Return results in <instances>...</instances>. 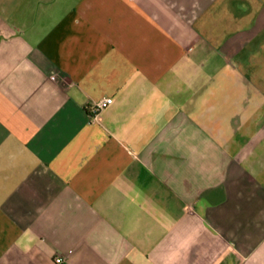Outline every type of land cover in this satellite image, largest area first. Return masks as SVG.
Here are the masks:
<instances>
[{"label":"crops","instance_id":"0c3cea01","mask_svg":"<svg viewBox=\"0 0 264 264\" xmlns=\"http://www.w3.org/2000/svg\"><path fill=\"white\" fill-rule=\"evenodd\" d=\"M57 256L264 264V0H0V264Z\"/></svg>","mask_w":264,"mask_h":264},{"label":"built area","instance_id":"2783aa9c","mask_svg":"<svg viewBox=\"0 0 264 264\" xmlns=\"http://www.w3.org/2000/svg\"><path fill=\"white\" fill-rule=\"evenodd\" d=\"M111 103V99L107 98L103 101L95 103L93 106H91V116L93 119H96L99 111L103 108L104 105ZM56 264L62 263L63 259L60 256L55 257L54 259Z\"/></svg>","mask_w":264,"mask_h":264}]
</instances>
